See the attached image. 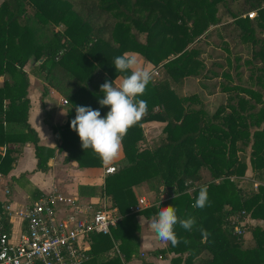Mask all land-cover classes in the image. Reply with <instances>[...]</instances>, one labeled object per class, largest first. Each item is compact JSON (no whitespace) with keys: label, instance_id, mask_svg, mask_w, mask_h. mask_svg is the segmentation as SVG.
I'll use <instances>...</instances> for the list:
<instances>
[{"label":"trees","instance_id":"trees-1","mask_svg":"<svg viewBox=\"0 0 264 264\" xmlns=\"http://www.w3.org/2000/svg\"><path fill=\"white\" fill-rule=\"evenodd\" d=\"M215 50L222 54L209 65L205 54ZM124 53L152 65V80L139 97L147 110L124 136L116 171L101 187H78L79 195L108 197L119 217L109 236L91 237L86 264L139 258L135 217L150 219L168 206L180 219L195 218V225L186 231L177 224L180 243L169 242L156 255L174 254L171 264H264V0H1L0 147L33 144L40 172L55 155L28 124L25 68L32 63L45 83L41 97L52 89L68 103L66 123L52 128L58 151L81 169L102 168L91 150H82L71 121L77 106L106 117L100 86L123 77L114 59ZM189 79L204 81L209 95H225L213 114L197 94L184 93ZM210 80L215 83L207 85ZM148 122L164 124L151 144L142 128ZM12 155L9 148L0 154L1 174L12 170ZM140 185L157 200L134 211ZM203 186L208 203L195 208ZM247 219L263 225L246 222L237 234L234 226Z\"/></svg>","mask_w":264,"mask_h":264},{"label":"crops","instance_id":"crops-1","mask_svg":"<svg viewBox=\"0 0 264 264\" xmlns=\"http://www.w3.org/2000/svg\"><path fill=\"white\" fill-rule=\"evenodd\" d=\"M138 65L141 68H147L152 71V65L145 63L140 56L136 54ZM28 89L29 110L28 124L30 128L37 134L39 145L48 149L55 150V155L49 160V169L47 172L37 170V161L35 159L34 147L31 143L20 145H8L0 147V154L3 155L7 148L13 151L15 163L12 170L3 175L0 173V210L9 207L10 216L12 218V228L15 236L22 229L18 212L32 206L33 203L50 193L52 189L68 195L80 198L85 203L99 205L100 203H110V199L106 196L102 198L82 196L78 193L80 185L101 187L104 183V178L107 176L104 171L108 167H116L115 163L122 159V149L118 158L108 167L99 169H81L75 161H66L67 153L59 152V134L54 133L52 128H57L66 123L68 104H63L65 100L56 91L49 89L45 97H41L42 86L44 82H40V88L33 86L30 79ZM1 82V81H0ZM119 80H117V83ZM184 87V93L185 88ZM65 113V114H63ZM15 117L22 118V113L16 114ZM164 127L160 122H148L143 124L142 128L146 140L152 143L157 140L162 133ZM157 130V132H155ZM75 162V163H73ZM21 175H24L21 176ZM161 190V189H160ZM135 195L138 200L144 199L146 205L139 204V210L149 207L157 200L155 193L149 192L146 186H138L134 188ZM154 195V202H149V196ZM161 198H164L162 195ZM110 207L109 205H107ZM112 212V210H111ZM113 213V212H112ZM114 214V213H113ZM150 219L137 215L136 223V242L139 258L133 257L124 264H171V259L174 254L160 253L156 255L154 251H165L168 243L159 241L155 233L151 230L149 224ZM256 223V224H255ZM261 222L251 220V225H260Z\"/></svg>","mask_w":264,"mask_h":264},{"label":"built area","instance_id":"built-area-1","mask_svg":"<svg viewBox=\"0 0 264 264\" xmlns=\"http://www.w3.org/2000/svg\"><path fill=\"white\" fill-rule=\"evenodd\" d=\"M253 18L254 13L247 14ZM63 104H68L63 100ZM108 167L105 175L113 174ZM140 205H146L144 199ZM22 229L15 236L9 207L0 210V264H86L94 235L109 236L119 217L105 203L96 206L57 189L18 212ZM247 221L236 223L242 234Z\"/></svg>","mask_w":264,"mask_h":264},{"label":"clouds","instance_id":"clouds-1","mask_svg":"<svg viewBox=\"0 0 264 264\" xmlns=\"http://www.w3.org/2000/svg\"><path fill=\"white\" fill-rule=\"evenodd\" d=\"M114 67L117 73L124 75L122 78L117 77L114 82L105 81L100 86L103 98L98 103L100 107L110 109L106 117L102 118L99 110L77 106L75 119L71 121V129L77 133L82 150H91V154L104 167L112 165L118 158L124 136L146 114L147 102L139 97L145 93L153 75L149 69L138 65L135 53L117 56ZM207 203L208 190L207 186H203L193 207L202 209ZM177 224L184 230L191 231L195 218L180 219L173 206L161 207L151 218L149 226L159 241L165 244L170 242L175 247L180 243L174 230Z\"/></svg>","mask_w":264,"mask_h":264},{"label":"rangeland","instance_id":"rangeland-1","mask_svg":"<svg viewBox=\"0 0 264 264\" xmlns=\"http://www.w3.org/2000/svg\"><path fill=\"white\" fill-rule=\"evenodd\" d=\"M0 4H1V0H0ZM27 10H28L29 15H32L33 8L30 7V6H28L27 7ZM56 29L62 30V27L60 26V27H58ZM207 54H208V57L209 58H207V55L205 54V61H207V64L210 65L211 62H212V59L215 58V57H217L218 55H221L222 54V51L221 50L220 51L215 50L214 52H210V53H207ZM211 56H212V58L210 59ZM213 60H215V59H213ZM219 61L222 62V63H224V60L223 59L222 60H219ZM25 70L27 71V73H29L30 79L32 80L33 86H36V87L40 88V82H43V80L36 73L35 69L33 68V64L32 63H29L26 66ZM201 83H204V81H202ZM201 83L197 82L196 80L189 79L186 82L187 86L185 88V94L186 95L197 94L200 97V99L203 101V104H204L203 105V108H204V110L209 115H211L225 101V95H223V94H221L219 92H216L213 95H209V92L207 90H204L202 88ZM213 83H215V81H213V80H210V81L206 82L207 85H212ZM44 87L45 86H42V88H40L41 92L43 91ZM155 132H157V130ZM200 174H201V176L203 178L202 179L203 180L202 183H207L210 180L207 171L202 170L200 172ZM164 198H165V196H164ZM154 199H155L154 195L149 196V200H150L149 202H151V204H152V202H154ZM107 205L110 206L109 207V210L110 211L112 210V212L114 214L112 212L111 213L114 216L118 217L116 211L111 208V202L110 203H107ZM138 209H139V202H138V208H136L134 211H137ZM246 221H247V223L251 224V220H248L247 219ZM261 225H263V224H261Z\"/></svg>","mask_w":264,"mask_h":264}]
</instances>
